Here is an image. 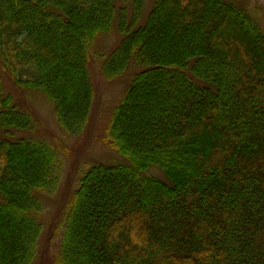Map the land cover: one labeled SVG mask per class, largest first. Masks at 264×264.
Returning <instances> with one entry per match:
<instances>
[{
	"label": "trees",
	"instance_id": "1",
	"mask_svg": "<svg viewBox=\"0 0 264 264\" xmlns=\"http://www.w3.org/2000/svg\"><path fill=\"white\" fill-rule=\"evenodd\" d=\"M145 1L0 0V264L36 263L65 159L1 67L76 139L92 60L128 79L102 138L116 157L78 172L55 261L264 264V31L232 0Z\"/></svg>",
	"mask_w": 264,
	"mask_h": 264
},
{
	"label": "rangeland",
	"instance_id": "2",
	"mask_svg": "<svg viewBox=\"0 0 264 264\" xmlns=\"http://www.w3.org/2000/svg\"><path fill=\"white\" fill-rule=\"evenodd\" d=\"M151 1H145V8L148 9L150 7ZM232 1L247 9L264 31V0ZM99 40L102 42V52L107 54L117 44L118 34L113 30L107 36H100ZM89 65L90 75L96 92L95 102L86 132L76 139H69L63 134L57 125L51 105L43 96L37 95L35 98L28 96L23 98L16 93L17 90L12 86L10 80L11 73L1 67L4 78H6V88L15 95V98L23 107L26 106V110L36 120L38 136L46 137L52 140V142L57 143L55 145H59L65 157L60 190L55 198L48 197L45 199V212L43 216L45 231L39 244V256L35 264H58L55 259L57 258L59 234L53 223L58 219L60 207L68 200L75 188L78 172L92 163H109L116 157L115 152H112L103 144L102 138L104 137V128L111 115V108L120 100L128 79L122 80L121 78L120 80H115L113 83H106L100 77L98 64L92 60ZM27 95L29 94L27 93ZM154 173L157 176H161L158 170H155Z\"/></svg>",
	"mask_w": 264,
	"mask_h": 264
}]
</instances>
